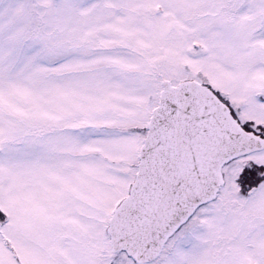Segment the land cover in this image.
<instances>
[{
  "label": "snow or ice",
  "instance_id": "obj_1",
  "mask_svg": "<svg viewBox=\"0 0 264 264\" xmlns=\"http://www.w3.org/2000/svg\"><path fill=\"white\" fill-rule=\"evenodd\" d=\"M0 264H264V0H0Z\"/></svg>",
  "mask_w": 264,
  "mask_h": 264
}]
</instances>
